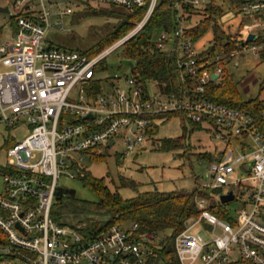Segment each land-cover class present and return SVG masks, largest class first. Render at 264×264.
<instances>
[{
  "label": "built area",
  "instance_id": "2783aa9c",
  "mask_svg": "<svg viewBox=\"0 0 264 264\" xmlns=\"http://www.w3.org/2000/svg\"><path fill=\"white\" fill-rule=\"evenodd\" d=\"M86 1L147 8L133 29L95 56L46 47L49 29L62 25L52 21V0H15L16 35L0 39V121L31 127L28 136L7 149L9 172L0 192V264H147L159 235L138 234L136 223L128 229L114 224L88 239L73 226L55 221L52 209L61 175L75 178L73 166L85 154L100 156L119 145L121 151L115 153L124 161L148 143L154 117L168 112H182L192 123L209 125L211 137L225 144L201 188H229L222 194L233 191L234 200L242 202L231 211L232 223L209 210L205 197H198L200 215L175 238L180 264H264V122L246 110L204 97L209 82L216 80L213 74L220 77L223 72L227 56L241 49L264 50V0L237 5L236 11L251 21L233 35L235 49L213 57L200 55L188 31L186 6H201L202 0H173V27L156 37L160 51L177 56L178 85L171 93H162L154 84L145 87L132 73L102 77L97 70L145 27L158 0ZM71 13L66 2L56 15ZM252 34L255 39L250 40ZM103 82L109 86L106 91ZM203 221L208 226L202 229L212 233L209 238L192 231Z\"/></svg>",
  "mask_w": 264,
  "mask_h": 264
},
{
  "label": "trees",
  "instance_id": "16d2710c",
  "mask_svg": "<svg viewBox=\"0 0 264 264\" xmlns=\"http://www.w3.org/2000/svg\"><path fill=\"white\" fill-rule=\"evenodd\" d=\"M172 1L158 0L155 10L145 27L121 47L124 59L132 60L135 64L134 69L131 70L132 75L141 80L145 87L154 84L162 93H171L177 89L178 85L177 56L169 52L160 51L156 45V34L162 29L170 30L173 27ZM202 2L204 4L201 6H196L192 3L186 6V19L189 23L188 31L194 42L197 43L206 34L209 27L214 24L215 36L210 41V45L200 52V55L208 57H213L218 53L227 55L238 46L237 41L233 39V35L221 29L216 22V19L227 13V10L219 3V0H202ZM231 5L232 8L237 9V5ZM146 8L147 5L133 9L125 8L129 16L127 21L116 26L106 38L101 39L87 52L80 51L89 56L99 54L133 29L135 26L134 21L142 19ZM196 17H199L197 21L194 19ZM105 67L106 64L103 60L97 70L100 72ZM204 97L218 103L246 110L254 115L260 123L264 122V117L262 116L264 103L259 99H244L238 85L233 77L226 72L225 67L218 79L209 82ZM173 117H180L182 124L181 135L158 138L157 134L160 129V122L164 123ZM204 129L210 132V128H207L204 124L190 122L182 112L163 113L154 117V122L148 130V142L152 141L155 148L160 151L181 150V155L193 154L198 159L212 162L221 157L225 148L223 142H219V145H224L223 147L219 148L215 145L213 150H204L198 153L189 152L191 145L187 144V140L191 139L193 133ZM96 157L98 158V156ZM0 170L2 171L3 168L0 167ZM7 172H9L8 168L4 169V173ZM77 176L85 186L96 193L98 198L97 201L81 200L83 204L105 211L109 214V218L91 221L81 227L79 223H83L84 221L70 225L88 239L105 232L114 224L122 227L127 222H131L132 225L138 224V234L154 233L159 236L161 235L158 241L154 243L156 246L152 245L155 252L147 264H180L175 250L176 236L200 215L201 211L197 205V198L199 196L210 197L211 193L215 194L218 192L217 190L203 189L201 186H196L192 190L184 188L172 191H161L159 188L141 190L139 182L125 175H120V186L131 188L136 192L135 196L125 198L120 193L119 187L112 189L104 177L94 176L87 168L81 167ZM67 198H76L73 190L58 187L55 194L52 216L61 225H69L66 221H63L58 209L60 204H63ZM229 203H222L218 199L217 201H212L208 208L221 219L234 223L235 218L231 210L227 208ZM166 230H171L172 234L165 235L164 232ZM0 236H2L1 230ZM2 260L0 258V261ZM234 264L255 263L250 260H239Z\"/></svg>",
  "mask_w": 264,
  "mask_h": 264
},
{
  "label": "rangeland",
  "instance_id": "374dc122",
  "mask_svg": "<svg viewBox=\"0 0 264 264\" xmlns=\"http://www.w3.org/2000/svg\"><path fill=\"white\" fill-rule=\"evenodd\" d=\"M15 0H0V7L7 8V11L0 10V39H11L17 32V18L19 10L14 7ZM63 1L62 6H57V2ZM56 8L52 21H62L59 26L51 27L46 35V47H62L65 49H78L87 52L93 45L101 39L106 38L113 29L122 22L129 19L126 9L119 5L110 3H100L86 0H52ZM66 2L73 8V13L64 15L60 18L56 13L65 9ZM242 0H219V3L227 10L224 15L216 19L218 26L227 33L236 35L240 30L250 23V17L245 16L232 8L231 4L238 5ZM104 10V11H100ZM195 21L199 17L194 18ZM139 21V20H138ZM138 21H134L137 23ZM63 26L65 29H60ZM158 34V33H157ZM156 34V36H157ZM264 32L262 33V36ZM215 36L214 24H212L206 34H204L196 44V49L201 52L205 50L210 41ZM124 59L122 48H118L109 54L104 63L106 67L101 70L102 77L110 76L115 73L130 74L131 68L122 64ZM226 72L231 75L238 85L243 98L259 99L264 103V50L256 53L251 49H241L235 56H227L224 61ZM106 82L102 83L103 91L108 90ZM205 125V124H204ZM209 128V125H205ZM31 132L28 123L20 125H9L0 121V192L4 188V169H6L7 149L14 143L22 141ZM182 133V124L180 117H173L164 123L160 122L158 138L176 137ZM191 145V153H198L204 150H213L215 145L219 148V141L210 136L206 129L196 131L191 139L187 140ZM115 151H121L119 145L109 148L108 152L102 151L101 155L93 156L85 154L82 161H79L73 170L79 172L80 168H87L96 177H104L107 184L116 189L119 187L120 193L125 197H133L136 192L128 187L120 186V175L130 177L140 183L141 190H150L159 188L161 191H172L175 189L192 190L196 186H201L207 179L204 177L210 168L207 160L198 159L196 155H181L180 151H160L155 148L152 141L146 143L143 149L130 154L124 161L118 159ZM242 172L240 175H245ZM59 187L62 189L73 190L75 199L67 198L59 206V212L63 221L69 225L79 223L80 227L91 221L105 220L109 214L103 210H98L93 206L85 205L81 200L97 201L96 193L85 186L78 176L70 178L62 174L59 179ZM229 188L220 189L217 193H211L210 197H205L210 205L212 201L220 199V195L228 192ZM202 197V196H199ZM242 207L240 199L232 200L227 205L232 212ZM132 223L127 222L122 228L131 227ZM208 223L201 222L195 230L201 232L207 238L212 236L207 227ZM220 232V229L217 230ZM165 235H171V230H166ZM162 233V234H164ZM163 236V235H162ZM161 237V235L159 236Z\"/></svg>",
  "mask_w": 264,
  "mask_h": 264
},
{
  "label": "water",
  "instance_id": "95a60500",
  "mask_svg": "<svg viewBox=\"0 0 264 264\" xmlns=\"http://www.w3.org/2000/svg\"><path fill=\"white\" fill-rule=\"evenodd\" d=\"M0 10L1 11H7V8H1L0 7ZM249 39L250 40H253V39H255V35H250L249 36ZM121 63L122 64H125V65H128L130 68H131V70H133L134 69V66H135V64H134V62L132 61V60H129V59H123V60H121ZM219 77V75L218 74H213V78L214 79H217ZM113 141H111V143H112ZM235 199V195H234V192L233 191H230L229 193H227V194H222L221 195V201H222V203H228V202H230V201H232V200H234Z\"/></svg>",
  "mask_w": 264,
  "mask_h": 264
},
{
  "label": "crops",
  "instance_id": "0c3cea01",
  "mask_svg": "<svg viewBox=\"0 0 264 264\" xmlns=\"http://www.w3.org/2000/svg\"><path fill=\"white\" fill-rule=\"evenodd\" d=\"M197 44V43H196Z\"/></svg>",
  "mask_w": 264,
  "mask_h": 264
}]
</instances>
